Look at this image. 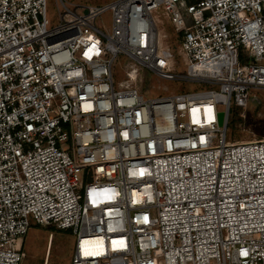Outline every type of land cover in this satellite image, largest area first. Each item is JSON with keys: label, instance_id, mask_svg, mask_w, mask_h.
Masks as SVG:
<instances>
[{"label": "built area", "instance_id": "2783aa9c", "mask_svg": "<svg viewBox=\"0 0 264 264\" xmlns=\"http://www.w3.org/2000/svg\"><path fill=\"white\" fill-rule=\"evenodd\" d=\"M61 5L49 28L46 0H0V264L25 260L31 220L72 231L71 264H264V139H227L232 101L264 89V0ZM138 66L211 88L145 99Z\"/></svg>", "mask_w": 264, "mask_h": 264}, {"label": "rangeland", "instance_id": "374dc122", "mask_svg": "<svg viewBox=\"0 0 264 264\" xmlns=\"http://www.w3.org/2000/svg\"><path fill=\"white\" fill-rule=\"evenodd\" d=\"M61 1L65 2L71 10H75V7L78 6L77 10L83 12L82 7L102 6L114 0H46L49 28L59 23V13L63 11ZM153 16L162 45L169 47L174 53L171 71L177 75L186 74L185 59L179 51V34L162 8L155 10ZM96 25L107 31L111 26V14L107 12L98 17ZM246 53L243 54L244 58H247ZM131 62L132 60L124 54L118 55L115 59L113 74L116 88L120 82L127 79L126 71ZM138 69L137 79L132 81V84L145 99L205 91L211 88L206 84L163 79L145 67L138 66ZM215 88L218 89V87ZM251 95L246 108L232 101L227 130V139L231 142L264 139V89H254L251 91ZM223 109L224 107L220 105L219 110ZM51 238L53 240L49 264H71L76 241V236L72 231L60 230L55 226L43 227L33 220H31V226L24 238L23 249L26 258L22 264H46Z\"/></svg>", "mask_w": 264, "mask_h": 264}, {"label": "water", "instance_id": "95a60500", "mask_svg": "<svg viewBox=\"0 0 264 264\" xmlns=\"http://www.w3.org/2000/svg\"><path fill=\"white\" fill-rule=\"evenodd\" d=\"M219 124L222 126L224 125V119H225V112H220L219 115Z\"/></svg>", "mask_w": 264, "mask_h": 264}, {"label": "bare ground", "instance_id": "6f19581e", "mask_svg": "<svg viewBox=\"0 0 264 264\" xmlns=\"http://www.w3.org/2000/svg\"><path fill=\"white\" fill-rule=\"evenodd\" d=\"M160 36V35H159ZM161 38V37H160ZM161 40V39H160ZM206 110H208L209 111V107H206L205 108ZM209 115V114H208ZM199 119V118H198ZM52 240H53V238H51V241H50V247H49V253H48V259H47V262H46V264H49V260H50V255H51V246H52Z\"/></svg>", "mask_w": 264, "mask_h": 264}, {"label": "trees", "instance_id": "16d2710c", "mask_svg": "<svg viewBox=\"0 0 264 264\" xmlns=\"http://www.w3.org/2000/svg\"><path fill=\"white\" fill-rule=\"evenodd\" d=\"M193 2L195 1V0H192ZM242 60H244L243 58H242Z\"/></svg>", "mask_w": 264, "mask_h": 264}]
</instances>
